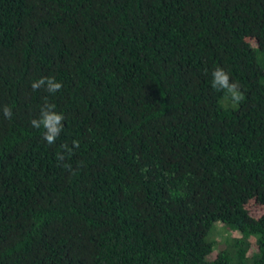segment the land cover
Here are the masks:
<instances>
[{
  "label": "trees",
  "instance_id": "1",
  "mask_svg": "<svg viewBox=\"0 0 264 264\" xmlns=\"http://www.w3.org/2000/svg\"><path fill=\"white\" fill-rule=\"evenodd\" d=\"M49 76L58 92L33 90ZM45 104L64 116L51 145ZM251 202L264 0H0V264H264Z\"/></svg>",
  "mask_w": 264,
  "mask_h": 264
},
{
  "label": "clouds",
  "instance_id": "2",
  "mask_svg": "<svg viewBox=\"0 0 264 264\" xmlns=\"http://www.w3.org/2000/svg\"><path fill=\"white\" fill-rule=\"evenodd\" d=\"M31 87L33 90L45 87L49 93H56L62 88V83L57 81L54 76L40 77L32 82ZM212 87L218 91H224L233 103H239L243 100L240 85L238 82L231 80L229 73L223 68L217 67L212 71ZM2 112L7 119H11L13 116L12 108L7 105L2 107ZM63 120L64 116L55 110L54 105L45 104L40 109L39 118L31 120V125L37 129L43 128V137L51 145L55 143L56 138L63 129ZM73 144L78 146V141H73ZM57 159L64 160V154L57 153ZM65 167L70 166L66 164Z\"/></svg>",
  "mask_w": 264,
  "mask_h": 264
},
{
  "label": "rangeland",
  "instance_id": "3",
  "mask_svg": "<svg viewBox=\"0 0 264 264\" xmlns=\"http://www.w3.org/2000/svg\"><path fill=\"white\" fill-rule=\"evenodd\" d=\"M249 210L252 214L258 215L264 211V206H260V205L255 204L254 202H251L249 204ZM219 233L221 234V232ZM233 234L236 235V233H233Z\"/></svg>",
  "mask_w": 264,
  "mask_h": 264
}]
</instances>
